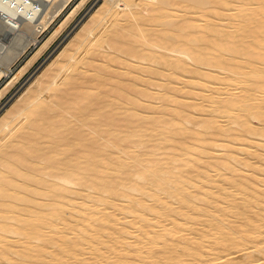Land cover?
<instances>
[{
  "label": "bare ground",
  "instance_id": "bare-ground-1",
  "mask_svg": "<svg viewBox=\"0 0 264 264\" xmlns=\"http://www.w3.org/2000/svg\"><path fill=\"white\" fill-rule=\"evenodd\" d=\"M63 1L0 0V99ZM79 28L0 108V264H264V0H103Z\"/></svg>",
  "mask_w": 264,
  "mask_h": 264
},
{
  "label": "rangeland",
  "instance_id": "rangeland-1",
  "mask_svg": "<svg viewBox=\"0 0 264 264\" xmlns=\"http://www.w3.org/2000/svg\"><path fill=\"white\" fill-rule=\"evenodd\" d=\"M82 1L83 0H80V1L79 0H65V1H63L61 8L55 14V16L52 18V20L50 21V23L48 24L46 29H44L43 31H41L37 34V37H36L37 43L33 44V45L29 44L28 46H26L23 49V51L21 52V54L19 55V57H17L11 63L10 68H9L10 70L8 69L9 70L8 75L14 73L15 70H18L17 68H19L22 65V63H24L32 55V53H34L33 50L37 49L38 46L55 29H58L57 34L52 38V40H50L48 45L45 47L46 49L44 48L41 51V53H39L35 57V59L32 61V63L25 70L24 74H21V76L18 78V80L8 89V91L0 99V108L2 107V105L7 103L11 98L15 97L16 93L18 94L20 91H22L28 85V83L30 81H32V79H34V77L42 70L44 65H46V63L48 61H50V59L53 58V56H55L57 53H59L61 51V48L64 47V44L66 45L74 37V35H75L74 32H77L78 29H80L79 27H81L89 19L91 13H93L95 11V9L98 8V5H100L101 2H103V0H84L83 2ZM79 2H80V4H79ZM79 5H81V6H79ZM71 12L73 14H71ZM66 16H67V19H66ZM60 22L62 23V25ZM55 25L56 26L61 25V26L59 28V26L56 27ZM10 46L14 47V49L16 50V48H17V46H19V44L11 43ZM49 52H50V54H49ZM39 61H42V62H39ZM7 78H8L7 76H3L2 78H0V88L6 82ZM239 252L237 251L234 254L232 253L231 254L232 257H233V255H234V257L237 255V258L235 257V259H240L241 258L240 255H242V253H241V251H239ZM256 256H257V254H256ZM119 262L120 263L122 262V264H130V263L136 264V262H130V261H118L116 264H120ZM150 262H148V264H150Z\"/></svg>",
  "mask_w": 264,
  "mask_h": 264
}]
</instances>
